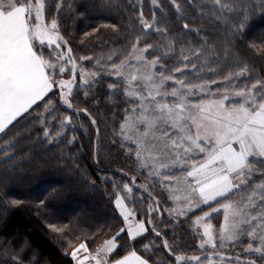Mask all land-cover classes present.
Returning <instances> with one entry per match:
<instances>
[{"label":"snow or ice","instance_id":"obj_1","mask_svg":"<svg viewBox=\"0 0 264 264\" xmlns=\"http://www.w3.org/2000/svg\"><path fill=\"white\" fill-rule=\"evenodd\" d=\"M150 3V15L145 3L133 4L123 45L109 48L107 54H81L60 22L65 8L74 11L72 0H55L54 10L51 0H0V154L12 160L15 152L10 150L18 143L19 131L12 133L22 126L29 134L36 130L37 140L52 143L66 136L69 128L75 130L81 114L90 123L79 127L94 128L99 136L96 117L87 107H75L74 100L83 90L87 102L98 80L115 79L107 88L122 93L125 107L113 133L138 168L147 171L145 179L154 182L138 185L148 196L147 216L143 195L139 210L129 208L120 185L114 183L113 202L123 225L94 251L83 240L73 247L75 264H149L135 249L112 258L120 250L121 234L126 233V241H136L149 228L157 240L162 238L163 249L175 264H264V75L240 55L231 39L244 32L250 9L258 8L264 15V0H211V5L198 7L201 15L208 8L228 25L219 45L209 43L203 29L189 22L180 0H168L183 21L181 33L170 38L169 28L162 24V0ZM187 4L195 6L192 0ZM233 15L240 17L239 24L231 23ZM100 27L84 32L80 42L94 38ZM103 27L119 31L116 24ZM184 32L197 34L199 43L189 38L177 53L175 43L184 39ZM252 47L264 55V46ZM53 126L58 131L53 132ZM75 139L72 135L67 143ZM92 139L95 157L99 141ZM18 162L9 167L15 170ZM136 184L133 175L130 183L123 182V192L131 193ZM156 185L168 193L171 207H161L159 196L148 191ZM18 203L10 201L12 206ZM164 212L173 223L192 216L194 253L179 250L183 247L179 237L171 243L166 238L159 227ZM220 212L223 220L217 229L211 221ZM22 248L5 250L3 257H10L11 264H25Z\"/></svg>","mask_w":264,"mask_h":264},{"label":"trees","instance_id":"obj_2","mask_svg":"<svg viewBox=\"0 0 264 264\" xmlns=\"http://www.w3.org/2000/svg\"><path fill=\"white\" fill-rule=\"evenodd\" d=\"M180 2L184 4L182 12L189 22L203 29L202 34L209 37V43L215 42L219 45L226 38L229 32L228 25L211 15L208 8H205L204 15L197 11L198 7L211 5V0H192L194 7L189 6L187 0ZM250 2L255 3V0ZM140 3H145L146 11L150 15L152 10L150 0H72L74 11L69 12L65 8L60 15V22L65 34H71L72 44L77 52L107 54L109 48L124 44L123 33L129 23L130 10L133 4ZM162 4L165 9L162 24L169 28L171 38L174 34L181 33L183 21L177 18L175 9L170 7L168 0H162ZM51 7L55 9V0H51ZM157 14L160 15L159 9ZM231 23L239 24L240 17L231 16ZM111 24H116L119 31L103 27ZM98 25L101 27L98 28L95 37L85 38L81 43L82 34L90 32ZM183 36V40H176L177 53L180 45L186 44L189 38L194 43H199V36L195 33L184 32ZM231 39L240 55L247 58L257 73L264 75V55L252 47L253 44L264 46V15L258 8L250 9L244 32ZM156 54L153 52V55ZM109 83L114 84L116 80L100 79L90 90L95 93L90 100L84 101L83 90H79V95L74 100L75 107H87L96 117L101 129L99 136L94 128L86 130L79 127L81 123H90L84 114L76 119L75 130L69 128L66 136L52 143L37 140L36 130L29 134L26 126L12 133L19 131L18 143L10 150L15 152V156L12 160H5L0 154V264H11L10 257L8 259L3 257L5 250L14 251L21 246L25 264H73L70 255L73 247L83 240L88 248H93L123 225L113 202L116 193L114 183L120 185L121 195L126 196L125 203L129 208L139 210L141 207L139 197L143 195L146 218L148 196L138 185L154 182L142 178L145 177V171L138 168L134 158L126 154L120 138L113 133L114 126L118 127L122 118L121 110L125 107V102L122 93L108 90ZM59 111L63 113L66 109L62 107ZM68 114L74 115L71 111ZM59 118L58 115L57 119ZM52 131L56 132L58 129L53 126ZM72 135H75L76 139L72 144H68L67 140ZM93 137L99 141L96 149L98 155L95 157ZM0 148H3L2 142ZM14 161L19 162L16 163L15 170H12L9 166ZM120 169H124V173ZM133 175L137 178V184L133 186L131 193L126 194L122 190L123 182L130 183ZM149 189L148 191L152 192L153 188ZM156 190L155 195L163 194L157 185L153 191ZM12 199L19 203L12 206L10 204ZM6 200L9 201L7 206L4 203ZM165 200H160L161 206L162 202L163 206L166 204ZM196 213L198 212L192 215ZM162 215L164 224L159 227L164 229L169 242H172L174 236L179 237L183 245L179 250L188 254L194 253L196 245L191 238L189 224L192 216H189L187 221L181 219L166 227L165 213ZM135 218L140 217L138 215ZM242 242L246 244L247 241ZM118 243L121 247L113 259L119 258L127 250L135 249L139 255L148 259L150 264H153V261H158L159 264H169V261L174 263V257L163 249L162 238L157 240L155 234L150 232V228L143 239L126 241V233H123ZM144 245H148L147 250L143 249Z\"/></svg>","mask_w":264,"mask_h":264},{"label":"rangeland","instance_id":"obj_3","mask_svg":"<svg viewBox=\"0 0 264 264\" xmlns=\"http://www.w3.org/2000/svg\"><path fill=\"white\" fill-rule=\"evenodd\" d=\"M143 171H145L144 173H145V177L147 176V171L146 170H143ZM144 175V174H143ZM145 177H142L143 179H145ZM148 181V180H147ZM144 182V181H143ZM149 182H152V181H149ZM158 187H159V185H157ZM150 189H152V188H150ZM149 189V190H150ZM152 192H153V194L155 195L156 194V192H157V190L156 191H153V189H152ZM136 196V195H135ZM161 199V201H162V199L164 200V199H166L165 200V202L167 201V203L163 206V202H162V206L161 207H171L172 206V204H171V201H168V193L165 191V192H163V194H160V196H159ZM168 205V206H167ZM71 209V208H70ZM206 210V209H205ZM202 211H204V210H202ZM63 212H66V210H63ZM60 214H62V212L60 211L59 212ZM165 213V219L167 220L166 222H167V227L168 226H170V225H172L173 224V222L168 218V216H167V213L166 212H164ZM193 214H194V212H193ZM198 214H200L199 212L198 213H196L195 215H198ZM216 216H218L217 218H215ZM181 219H183V218H181ZM191 219L192 218H190V221H191ZM223 220V213L222 212H220L218 215H215V216H213V218H212V223H213V225L218 229L219 228V224H220V222ZM246 240V239H245ZM245 240H243V241H245ZM152 242H153V240H151ZM247 241V240H246ZM248 242V241H247ZM246 242V243H247ZM243 242H241V244H240V246H242L243 244H242ZM97 246V245H96ZM96 246H94L93 248H88V249H90V250H95V248H96ZM173 264H175V262L173 263Z\"/></svg>","mask_w":264,"mask_h":264},{"label":"built area","instance_id":"obj_4","mask_svg":"<svg viewBox=\"0 0 264 264\" xmlns=\"http://www.w3.org/2000/svg\"><path fill=\"white\" fill-rule=\"evenodd\" d=\"M90 251H94V250H90ZM79 254H86V253H79ZM73 264H75V261L72 259Z\"/></svg>","mask_w":264,"mask_h":264},{"label":"crops","instance_id":"obj_5","mask_svg":"<svg viewBox=\"0 0 264 264\" xmlns=\"http://www.w3.org/2000/svg\"><path fill=\"white\" fill-rule=\"evenodd\" d=\"M150 264V263H149Z\"/></svg>","mask_w":264,"mask_h":264}]
</instances>
